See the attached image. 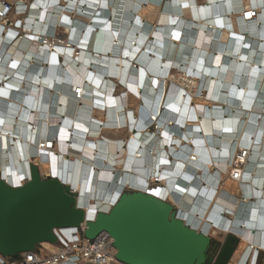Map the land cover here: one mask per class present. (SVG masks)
Here are the masks:
<instances>
[{
    "label": "bare ground",
    "instance_id": "obj_1",
    "mask_svg": "<svg viewBox=\"0 0 264 264\" xmlns=\"http://www.w3.org/2000/svg\"><path fill=\"white\" fill-rule=\"evenodd\" d=\"M26 17L28 36L0 29L4 180L38 166L90 218L145 192L241 236L244 264L264 231V0H35Z\"/></svg>",
    "mask_w": 264,
    "mask_h": 264
},
{
    "label": "water",
    "instance_id": "obj_2",
    "mask_svg": "<svg viewBox=\"0 0 264 264\" xmlns=\"http://www.w3.org/2000/svg\"><path fill=\"white\" fill-rule=\"evenodd\" d=\"M76 197L59 179H43L35 165L18 187L0 172V254L17 257L42 243L55 244V229L84 223L88 240L110 235L123 264H229L240 242L233 235L222 244L213 241L187 226L175 206L145 192L122 193L107 213L88 222Z\"/></svg>",
    "mask_w": 264,
    "mask_h": 264
},
{
    "label": "built area",
    "instance_id": "obj_3",
    "mask_svg": "<svg viewBox=\"0 0 264 264\" xmlns=\"http://www.w3.org/2000/svg\"><path fill=\"white\" fill-rule=\"evenodd\" d=\"M34 1L35 0H0L1 36L4 33L15 32V39H17L27 31L25 23L23 24L21 21L16 20V17H26L28 9L31 8L32 2ZM29 32L30 31H28V33ZM28 33H25V35L28 36ZM64 37L65 36L61 34L59 41L63 42ZM51 39L54 40V38ZM25 181L26 180L20 185L12 186H21ZM158 184H160V182L152 183V185ZM94 218L95 217L88 218L87 215L85 222L92 221ZM85 230V223L80 227L55 229L54 234L57 238L55 244L42 243L38 245L34 251L20 253L17 257H6L0 254V264H123L116 259L117 250L113 245L114 240L109 234L102 233L95 240L91 241L86 239L84 235ZM221 230L220 227H217L212 231L213 233L211 235L206 236L210 237L215 242H217L216 238L218 236L229 235H233L239 240H242L241 236L232 231L222 232ZM216 231H218V235H215L214 232ZM256 237V241L252 243L249 248L250 250L244 264H264V231L262 234H257ZM217 243L222 244L220 242ZM231 261L229 264H231Z\"/></svg>",
    "mask_w": 264,
    "mask_h": 264
},
{
    "label": "rangeland",
    "instance_id": "obj_4",
    "mask_svg": "<svg viewBox=\"0 0 264 264\" xmlns=\"http://www.w3.org/2000/svg\"><path fill=\"white\" fill-rule=\"evenodd\" d=\"M181 55V51H178V53H177V57L179 58V56ZM119 84H121V83H119ZM118 84V85H119ZM121 89H123V88H121ZM201 96V97H200ZM202 98V93H200V94H198V92L196 93V98ZM132 102V101H131ZM130 107H133L134 109H135V106H136V104L134 103V102H132V103H130ZM127 107V106H126ZM121 137H127V134H121L120 135ZM221 183H224V182H221ZM126 191H131V190H129V189H127ZM227 236H225L224 238H223V236L221 237V239L224 241L225 240V238H226Z\"/></svg>",
    "mask_w": 264,
    "mask_h": 264
},
{
    "label": "crops",
    "instance_id": "obj_5",
    "mask_svg": "<svg viewBox=\"0 0 264 264\" xmlns=\"http://www.w3.org/2000/svg\"><path fill=\"white\" fill-rule=\"evenodd\" d=\"M224 237H225V236H223V238H224ZM216 241H217V242H220V243L223 242V240H222L221 238H220V239H219V238H216Z\"/></svg>",
    "mask_w": 264,
    "mask_h": 264
}]
</instances>
